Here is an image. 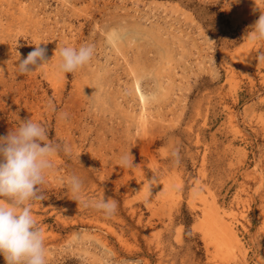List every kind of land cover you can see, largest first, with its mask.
Returning <instances> with one entry per match:
<instances>
[{"label": "rangeland", "instance_id": "1", "mask_svg": "<svg viewBox=\"0 0 264 264\" xmlns=\"http://www.w3.org/2000/svg\"><path fill=\"white\" fill-rule=\"evenodd\" d=\"M0 264H264V0H0Z\"/></svg>", "mask_w": 264, "mask_h": 264}]
</instances>
